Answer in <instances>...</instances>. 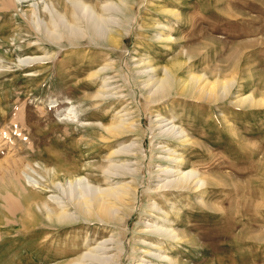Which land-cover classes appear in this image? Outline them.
<instances>
[{
    "label": "rangeland",
    "instance_id": "1",
    "mask_svg": "<svg viewBox=\"0 0 264 264\" xmlns=\"http://www.w3.org/2000/svg\"><path fill=\"white\" fill-rule=\"evenodd\" d=\"M6 1L0 0L1 193L14 181L37 195L39 205H56L58 198L68 202V179L85 177L101 188L134 182L136 195L129 208L119 212L123 217L116 224L46 221L50 225L44 229L57 230L59 237L49 238L48 244L55 242L53 249H39V259L29 250L8 258L5 235L0 239V264H70L100 242L107 245L100 255L109 261L85 257L86 263L264 264V105L233 103L239 92L264 94V0H126L130 11L121 6V12H105L106 18L112 14L124 26L120 48L114 51L87 37L56 42L35 27L29 30L36 19L49 22L47 7L57 0H23L8 9ZM87 1L100 9L107 0ZM110 25L117 27L116 22ZM46 52L39 60L19 61ZM184 54L189 56L184 71L190 67L209 78H234L225 99L206 103L172 95L146 101L150 85L144 81ZM103 64L107 68L99 75L88 77ZM152 67L155 71L149 74L137 72ZM103 79L109 85L103 86ZM156 111L176 118L192 144L158 138ZM122 113H127V122L134 120L137 131L109 138L101 123L120 119ZM158 141L177 149L176 155L184 157L183 169L201 172L206 188L200 193L156 189L164 177L158 166L173 165L160 158L164 152L157 148ZM123 145H130L128 154L112 152ZM162 211L168 212L179 241L145 231L146 222L161 223ZM72 242L77 244L74 250ZM56 249L64 255L57 261ZM159 253L169 259H159Z\"/></svg>",
    "mask_w": 264,
    "mask_h": 264
},
{
    "label": "bare ground",
    "instance_id": "2",
    "mask_svg": "<svg viewBox=\"0 0 264 264\" xmlns=\"http://www.w3.org/2000/svg\"><path fill=\"white\" fill-rule=\"evenodd\" d=\"M22 1L23 0H8L4 2L3 5L8 9L9 7L16 6ZM107 1L105 4L101 5L100 9H97L95 5L91 4L87 0H57V4L59 5L51 2L47 7V12L50 16L49 22L36 19L33 22V26H31L29 22V30L34 31L33 27H35L38 32L45 34L46 38L56 42L64 39L69 43H73L75 41L78 42L77 40L81 38L87 37L90 42L101 44L102 47L104 46L108 48L109 51H114L120 48L121 35L124 30V26H122V20L119 21L120 19L118 18L116 21L112 14L106 18L105 12L113 10H118L121 12V6L126 7V9H129L130 11L132 7L128 6L126 0H120L124 5H119L117 2H112L110 0ZM35 9L36 8L33 7L30 10L32 15H36ZM123 13L121 14V17L124 16ZM115 22L117 23V27H112L110 24H114ZM46 55H48V52H46L44 56H27L19 58V61H30L33 59L39 60V58L45 57ZM47 57H51V54ZM188 58L189 56L186 54H184L182 58L178 56L175 57L172 61L161 68L162 72L160 75L156 76L155 78L150 75L148 79L144 81V86L150 85V88L145 93L147 102H160L172 95H183L190 96L194 100H200L201 102L205 101L206 103H215L218 102V100H223L228 96L235 83L233 77H219L218 75H215L213 78H209L207 77L206 73L194 72L190 69V67L189 69L187 67V70L184 71L182 68L186 65ZM106 65L103 64V66L100 68H95L88 77L91 78L99 75L105 68H107ZM180 70L183 71L182 74H178V71ZM152 71H155V68L152 67L137 70L139 74L142 73L143 75L145 73L149 74V72ZM103 80L105 82L103 86L109 85L106 81L107 79ZM237 92L238 91H236V93ZM102 96L103 95H101V97ZM234 98L235 100L233 103L242 106L248 105L254 107L264 105L263 93L260 94L259 97H256L253 93L241 94L239 92L234 96ZM124 114L127 115V113H122L119 115L121 116L120 119L112 121L111 123H101L103 130H105L109 138L125 137L127 134L129 135L137 131L134 120L127 122V118L125 119L123 117ZM175 119L176 118H169L163 113L156 111L154 121L156 123V127L159 129V133L156 134V136L160 139L168 140L169 143L174 141L178 143H185L188 146L191 145L192 139L189 137L188 131L183 126L177 124ZM168 141H158L157 148L164 152L160 158L172 162L173 165L158 166V172H160V174L164 177L160 180V183H158L156 189L161 190L162 188L167 187L168 189L170 188L171 192L177 191L180 193L197 191L200 193L203 190L202 188H204L207 184L206 177L195 168H190L189 170L183 169L182 165L185 163L184 157H178L176 155L177 149L172 148ZM127 146L130 145L120 146L118 149L113 150L112 152H117L120 154L122 152V154H124L123 152L128 151ZM125 170L130 172L128 169ZM127 172L124 171V173ZM109 173L111 172H108V174ZM161 175H159V177H161ZM132 177V181H134L135 175ZM68 180V202L66 200L60 201L59 198L56 197L58 198V201L55 202L56 205H49V203L44 201L43 203L41 202L42 206L39 205V199L37 195L28 193V191L22 188L23 186H17L14 181L7 186L8 191L5 194H2L0 191V239L5 238V235H7L4 241L9 243V247L7 248L9 250L7 253L8 258L11 259L15 253H18L17 251L22 253L26 250L31 252L35 251L32 254L37 257L36 253L39 252V249L45 247V245H47V249L49 248L52 250V243L54 241H51V244H48V240L52 239L54 236L59 237V232L57 230H45L50 225L46 224V221L53 223L56 222L58 224H69L79 220L81 221V219H83L89 221H99L103 222L104 224H116L117 222H120L123 217L119 212L122 209H128L130 203H132L135 199L136 188L135 185H133L134 182H130L131 184L122 182L120 184L116 183L115 185L108 183L106 187L101 188L90 184V182L85 177H75ZM147 190H150V188ZM163 190L168 191L165 189ZM198 196H202V193ZM70 206L74 209L71 212ZM152 207H157V203L155 201H152ZM43 209L44 212L42 213ZM156 209L161 211V209L158 207ZM38 211H41L43 216L39 215ZM162 213L165 216L160 218L161 223L158 224L146 222L145 231L152 234L155 233L158 237L164 238L166 240L171 239L179 241L180 238L175 233V229L172 227L173 224L167 217L168 212L162 211ZM17 225H20L22 230H11ZM44 227L46 228L44 229ZM54 231H56V233H54ZM40 235L43 237L41 241H38L37 239V241L35 240L33 242L28 240L30 238L35 239ZM116 243H118L117 240ZM76 247L77 244L72 242L71 248L74 250ZM158 247L161 249L160 246ZM105 248H107V245L101 242L96 246L89 247L88 251L82 255V259H77V261H73L70 264H88L84 259L85 257L88 258V261L96 260L99 262L102 260V262L106 261L107 263L109 260H107L106 257L100 255L101 253L106 252ZM56 250L59 251V257L56 258L54 255L55 261L64 257V255H61V249ZM116 256L118 257V255ZM157 256L159 259L162 257L169 259L167 256H163L162 253L157 254ZM39 257L43 256L38 255L37 258L39 259ZM47 257L48 256L45 257L46 260ZM140 261L144 262L143 259ZM91 262L93 263V261ZM147 262V264H151L149 261ZM93 264L96 263L94 262ZM140 264L145 263L140 262Z\"/></svg>",
    "mask_w": 264,
    "mask_h": 264
}]
</instances>
